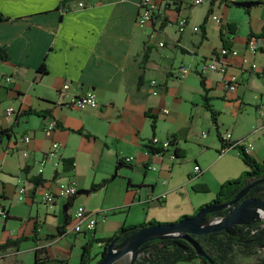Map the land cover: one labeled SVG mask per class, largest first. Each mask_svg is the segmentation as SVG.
<instances>
[{
	"label": "crops",
	"instance_id": "obj_1",
	"mask_svg": "<svg viewBox=\"0 0 264 264\" xmlns=\"http://www.w3.org/2000/svg\"><path fill=\"white\" fill-rule=\"evenodd\" d=\"M75 1L0 0V14L5 17L0 21V45L6 46L9 53L8 60H0V132L7 130L0 136V206L8 215L0 218H4V229L10 223L18 225L4 230L0 243L32 235L35 226L38 237L35 241L22 242L24 249L20 245L2 252L0 264H26L20 256L27 251L34 254L35 264L38 249L45 251L41 257L47 255L40 264L79 263L88 240L111 236L130 223L124 212L138 202L136 188H141L142 200L150 194L160 197V200L139 203L167 206L180 199L178 187L173 183V166L178 159L172 160L169 156L173 148L168 153L151 154L146 147L149 140L153 137L165 140L175 135L177 146L186 155L189 143H199L204 150L217 148L219 156L223 145L218 137V132L223 135L220 129L231 131L233 139L250 136L252 131L242 119L244 111L250 114L251 101L258 97L260 102L256 106L264 104V38L263 47L257 53L250 52L246 46L251 32L259 35L264 31V0H216L214 5L212 0L199 3L197 0H155L154 18L144 27L137 24L139 0H86L84 7L76 6ZM243 1L257 2L249 7L235 5L239 10L249 8L245 35L224 28V38L239 51L238 55L229 56L227 75L239 77L237 89L231 90L225 82L227 75L211 70L201 75L200 68L223 47L222 26L237 23L230 13L232 3ZM70 3L74 6H69ZM211 6L213 12L204 38L200 24ZM217 13H224L225 17ZM180 18L188 21L182 32L178 26ZM152 33H156L155 38H151ZM161 41L164 45H160ZM251 62H256L258 69L247 68L243 72L242 67ZM43 63L46 74L38 72ZM181 66L191 68V72L182 76ZM152 80H157V86L151 84ZM66 83L70 84L68 89L64 88ZM89 90L97 94V107L82 109L71 104L73 96ZM205 96L217 110L229 106L237 108L239 113L232 121H226L219 112L214 122L206 108ZM214 101L221 102L220 107ZM9 107L15 109L10 115L5 114ZM165 108L169 113H163ZM29 110L44 112L45 116L27 113ZM149 115L157 117L154 130ZM52 120L58 125L48 129ZM213 126L217 136L214 131L203 138V130L208 128L212 132ZM26 135L31 136L29 142L24 141ZM53 141L61 144L62 163L56 168L55 158H50L44 171L39 173L38 158L40 154L44 156ZM231 150L238 155L234 156L237 163L229 167L233 171L227 170L217 179L221 185L248 169L238 150L227 151ZM249 153L259 161L264 160V156L258 158ZM125 156H134V159L126 163L122 161ZM219 157L204 161V165L200 164V157L195 159V166L200 165L202 173L196 175L194 166L187 175L188 180L205 176L220 161ZM64 159L74 163L71 169L65 167ZM149 165L156 169H150ZM115 171L118 175L97 189L101 197L92 201L91 186L109 179ZM37 178L41 180L38 185ZM68 180L76 181L77 195L71 199L61 197L46 207L42 202L43 193L47 189L58 191L59 183ZM22 182L27 186L23 202L17 199V187ZM139 184L144 188L137 187ZM195 185L196 191H204L205 183ZM163 194L165 197L161 198ZM210 201L211 198L192 201V209L173 211L171 219L155 215L153 209L158 207H153L149 209L147 221L176 222L184 215L196 214ZM76 203L92 211H110L106 216H98L97 226L91 233H77L72 230L74 212H71ZM67 212L72 218L71 224L59 233ZM75 257H78L77 263H73ZM130 260L124 257L115 264H129Z\"/></svg>",
	"mask_w": 264,
	"mask_h": 264
},
{
	"label": "trees",
	"instance_id": "obj_2",
	"mask_svg": "<svg viewBox=\"0 0 264 264\" xmlns=\"http://www.w3.org/2000/svg\"><path fill=\"white\" fill-rule=\"evenodd\" d=\"M216 0H212L211 4L214 5ZM213 8L212 6L208 10L203 23H202V34L203 37H207L206 33V24L208 21L209 16L212 14ZM5 19V17L0 14V21ZM228 28L231 33H235L237 30V27L235 23H228L226 26H222L221 28V37L223 40V47L225 48H231L230 41L228 39L224 38V28ZM250 37H263L264 38V31L262 34H255L250 33L248 35V38ZM9 59V53L8 48L6 46L0 45V60H8ZM38 72L42 74L47 73V68L45 63H43L39 69ZM202 75V74H201ZM202 85L204 86V79H202ZM205 105L206 108L211 112L212 119L214 122H216L218 111L213 108L211 105L209 99L205 96ZM47 112V111H46ZM27 113H34L38 115L45 116L43 114L44 112H37L35 110H29ZM151 117V123L153 130L156 128V119L157 117L155 115H149ZM58 125V122H57ZM60 126V125H59ZM72 131L83 133L82 130H74ZM7 130L1 131L0 136L3 133H6ZM90 135V134H87ZM218 137L223 140L222 134L218 132ZM171 140V147L173 148L174 154L177 159L184 158L186 156V153L184 149L179 148L177 146V138L175 135H172L169 137ZM224 143V142H223ZM228 146H231L232 148H235L239 152V156L242 158V160L245 162V164L248 166V169L245 170L239 177H236L234 179H228L221 185L220 189L216 193V196L212 201L209 203H206L200 207V209L204 208L205 206L212 205V204H223L226 202H229L233 200L237 194L247 187L250 183L253 181L264 178V160L259 161L254 156H252L250 153L245 151V148L241 145H234L232 142L227 143ZM146 147L151 154L161 153L164 151H168L166 149L160 148L158 146H154L151 143V140H149L146 143ZM64 165L67 169H71V167L74 165L72 161L69 159L63 160ZM70 162V163H69ZM70 164V166H69ZM118 175L117 171L109 178L105 179L101 183H95L91 186V191H94L100 187H103L106 185L110 180L114 179ZM33 179H35L33 177ZM35 183L38 185L41 183V180L37 178L35 180ZM143 185H137V187H142ZM208 187L204 185V191H206ZM251 198H258L264 200V182L261 184L256 185L252 189H250L239 201L241 203L242 201L246 199ZM1 207V206H0ZM231 210V207H227L221 210H218L216 212L210 213L207 215V218H216V217H223L224 215L228 214ZM6 211V210H5ZM195 215V214H193ZM193 215H184L186 216H193ZM6 217H8L6 213ZM71 216L66 213L65 216V222L63 226H59V233H63L66 230V227L71 224ZM164 223L161 221H158L156 219H152L149 221H146L141 224L137 225H123L117 232H115L111 236L107 237H94L87 241L86 244L83 246V250L81 253V258L79 263L77 264H94L92 263V255H91V249L95 243H99L101 247L103 248L100 252V258L101 256L105 255L107 252V246L112 242L115 238L118 237L117 243H120L122 240L127 238L129 235L134 233L138 228L145 227L148 225L153 224H160ZM85 233V232H84ZM198 242L201 243L205 251L213 258L214 262L210 263L205 257H201L198 255L195 247L191 245L187 240L183 238H176V237H166V238H159L152 241H148L143 245V249L140 252L139 260L136 264H176L180 261H193L194 259H200L202 264H237L233 260V256L236 253V251H239L245 255L251 256L257 253L256 249L258 247H264V220L253 222L250 225H233L227 229H224L222 231L217 232H211L208 234H194L193 235ZM37 226H35L34 233L32 235H23L18 238H9L6 241L0 243V255L2 252L6 251L10 247H19L22 242L27 240H37ZM252 240V241H248ZM177 241H181L183 244L187 245V248L183 247V245L177 244ZM248 241V242H247ZM43 249H38L36 251L35 255V264H40L45 259H47V255L44 257H41V254L45 253V251H42ZM255 264H264V256L260 258Z\"/></svg>",
	"mask_w": 264,
	"mask_h": 264
},
{
	"label": "built area",
	"instance_id": "obj_3",
	"mask_svg": "<svg viewBox=\"0 0 264 264\" xmlns=\"http://www.w3.org/2000/svg\"><path fill=\"white\" fill-rule=\"evenodd\" d=\"M197 3L201 2V0H197ZM76 6L78 7H84L86 6L87 2L86 0H76L75 1ZM69 6H74L70 5ZM157 10V4L155 0H139V13L137 17V24L140 27H144L147 25L149 22H151L154 18L155 12ZM187 19L186 18H180L178 20V26H179V31L182 32L185 27L187 26ZM195 30H199L198 26L194 27ZM156 33L151 34V38H155ZM160 45H164V42L161 41L159 42ZM247 49L252 52V53H257L260 51V49L263 47V37H250L248 38L247 41ZM239 54V51L234 48H225L222 47L219 51L214 52L211 58L205 60L200 68V73L203 74L208 70L218 72L220 74H223L226 76L228 74V70L230 67V61H229V56H236ZM249 68L250 70H257L258 65L256 62H251L250 65L243 66L242 71L245 72V70ZM180 72L182 76H186L191 72V68L187 66H181L180 67ZM8 81L11 80V77L6 78ZM226 84L227 87L231 90H236L238 87L239 83V77L236 74H230L227 75L226 77ZM151 84L153 86H157V80H152ZM70 87V84L66 83L64 85L65 89H68ZM157 93V91H155ZM71 104L78 107V108H88V107H97L99 105L98 102V97L95 91L89 90L83 95H78V96H73L71 98ZM169 109L165 108L163 110L164 114L169 113ZM15 112V109L13 107H9L6 109L5 114H12ZM260 115L262 118H264V108L259 109ZM57 125V122L52 120L49 122L47 125L48 129H53ZM264 127V122L262 125L254 127L252 130V133H258L262 128ZM251 133V134H252ZM264 136V130L262 132ZM207 132H204L202 137L206 138L207 137ZM223 145L221 149L219 150L220 154L225 153L229 148H232L231 146H228L227 143L232 142L234 145H241L245 148L246 152H250L251 150L254 149V144L253 142L249 141L248 138L249 136H244L239 139H233V134L231 131H226L223 135ZM31 140L30 135L24 136V141L29 142ZM151 143L154 146H158L160 148L168 150L169 152L172 147H171V140L170 138L165 139V140H160L157 137H153L151 140ZM61 148V144L58 141H53L52 146L48 149V151L44 154L42 158L39 159L38 164H39V173H42L44 171V168L50 158H55V167L58 168L61 163H62V158L59 153V150ZM166 151L161 152V153H156V154H164ZM25 154L28 155L27 152ZM169 156L171 157L172 160H176V156L173 152L169 153ZM134 156H125L122 158V161L129 163L133 161ZM150 169H156L155 166L149 165L148 166ZM195 173L196 175H200L202 173V168L200 165L195 166ZM79 192L78 186L75 180H68L65 182L59 183L58 186V191H53L47 189L43 193V199L42 202L46 205H52L58 201L59 198L64 197L67 199H71L74 196L77 195ZM135 195L138 197V202H143V201H153L155 199H159L160 197H155L153 194L148 195L145 197L143 200L141 198V188H136L135 190ZM27 196V186L26 183L22 182L21 184L18 185L17 187V199L20 201H25ZM165 194L161 196V198H164ZM109 209H100L97 211H91L88 210L87 207L84 204L78 205L77 209L73 213V222H72V230L77 232V233H87V232H92L98 223V216H106L109 213ZM0 215L4 216L6 215V211L3 207H0Z\"/></svg>",
	"mask_w": 264,
	"mask_h": 264
},
{
	"label": "rangeland",
	"instance_id": "obj_4",
	"mask_svg": "<svg viewBox=\"0 0 264 264\" xmlns=\"http://www.w3.org/2000/svg\"><path fill=\"white\" fill-rule=\"evenodd\" d=\"M232 9L230 11L231 15L237 20V23H235L236 27H237V32L244 36L245 35V31H247L246 29H248V25L245 22V18L246 17V12H249V8H245L244 9H236L237 7H235V4L232 3ZM227 10V13H229V10ZM220 15L222 18L225 17V14H218ZM209 20V18H208ZM214 19L210 18V21H212ZM203 20L201 22V26H202ZM207 72V71H206ZM261 83H263V81H261ZM253 97V94L251 95ZM215 102H218V107H220L221 102L219 101H214L213 104ZM260 102L259 97L257 99H254L251 101L252 105H253V111L250 112V114L245 112V115L242 117V119L247 123V127L250 128V131L253 130L254 127L260 126L262 125V117L260 115L259 109L260 108H264V104L259 105L258 107L256 106L258 103ZM213 106V105H212ZM214 108V107H213ZM216 109V108H214ZM258 109V110H257ZM217 110V109H216ZM218 113L220 112L219 115H221L224 120L226 121H232L233 117L235 115H237L239 113V110L237 108H231L229 106H226L225 108H218ZM258 111V113H257ZM261 119V121H260ZM212 128V127H211ZM213 126V130H211L212 132H208V128H205L203 131L207 132V134H214L217 132L216 128ZM199 133H202V128H199ZM222 131V133L224 134L226 131L225 129L222 127L220 129ZM264 130V127L262 128V130H260V132L258 133H252L248 140L253 142L254 144V148L255 150H251V152L256 155L258 158H262L264 156V136L262 134ZM202 131V132H201ZM217 136V133H216ZM218 139V137H217ZM53 143V142H52ZM201 144L197 143H189L186 147V152L187 155L185 156V158L182 159H178L176 161V163L174 162V166L173 168H175V170H173V183L175 182L178 189V197L180 199H177V201L175 203H173L172 205H159V204H149V203H139V202H135V205L131 206L130 208H126V211L124 212V214H126L128 216V221H130L129 224H125L126 226L129 225H137V224H141L147 221V215L149 212L150 208L153 207H158V208H154L153 209V213L155 215H158L161 217H165V219H171L170 217H172V213L173 211L176 212V210H181L182 208H189L192 209L190 206L192 203H194L195 201H197V199L199 198H207V199H214L216 196V193L218 192V190L220 189V182L217 181V179L219 177H221V175H223V172H226L227 170H229V173L231 171H233V169H229L230 166H234L237 161L236 158L234 156H236V151L235 150H231V151H227L223 154L219 153V157L218 156V152H217V148H209V149H202ZM52 146V144H51ZM168 153V152H166ZM238 156V155H237ZM42 157V154H40L39 158L40 159ZM199 157L201 158L200 164L204 165V161L206 160H211L213 157L214 158H220V161L205 175V176H200L199 178H195L191 181L188 180L187 175L189 174L190 171L193 170L194 166H195V159H199ZM238 160V159H237ZM262 161V160H261ZM238 162L243 165L242 160H238ZM244 166V165H243ZM228 175V174H227ZM233 175V174H232ZM235 176H231V178L229 179H234L237 176L236 174H234ZM240 175V174H238ZM229 177V176H227ZM228 180V179H227ZM198 182L201 183H205V185L208 186L206 191L203 192H198V190L196 191L194 188H196V185ZM186 184L188 185V188L186 187ZM140 185V184H139ZM101 188V187H100ZM144 188V186H143ZM99 189V188H98ZM41 193H39L40 195ZM176 195V194H175ZM90 196L92 197V201H95L96 198H100L101 194L97 191L94 190L90 193ZM177 196V195H176ZM194 201V202H192ZM23 202V201H21ZM44 204V203H43ZM46 207L47 205L44 204ZM42 205V206H44ZM78 205L80 204H74V206L71 207V212H75V210L77 209ZM44 206V208H45ZM52 206V205H51ZM164 206V207H163ZM163 207V208H162ZM52 208V207H51ZM92 211V210H91ZM128 211V212H127ZM4 218H0V241L2 239V237L4 236V230L7 229H12L11 227H17L18 225L16 224H8V226L4 229V224H3ZM160 221V220H159ZM161 222H166V221H161ZM171 222V221H168ZM91 233V232H89ZM100 244L99 243H95L91 249V255L93 257L92 259V263H96L99 259H100V251L103 249L102 247H98ZM21 248L24 249L25 245H21ZM257 253L251 256L245 255L239 251H236V253L233 256V260L235 263L237 264H255L260 258H262L264 256V247H258L256 249ZM76 253H78V250H76ZM22 259H24L26 264H33L34 263V254L30 251H27L26 253H23L20 256ZM123 260V259H121ZM78 262V257H75V259L73 260V263H77ZM176 264H202L200 259H194L193 261H180L177 262Z\"/></svg>",
	"mask_w": 264,
	"mask_h": 264
},
{
	"label": "water",
	"instance_id": "obj_5",
	"mask_svg": "<svg viewBox=\"0 0 264 264\" xmlns=\"http://www.w3.org/2000/svg\"><path fill=\"white\" fill-rule=\"evenodd\" d=\"M253 3L257 2H234L236 6L240 7H249ZM263 182L264 178L257 179L242 189L233 200L223 204L215 203L205 206L193 216L182 217L176 222H164L138 228L120 243L116 242L118 240L117 237L107 246L106 254L101 256L94 264H115L124 257H130L131 260L129 264H136L145 243L166 237H176L187 240L195 247L198 255L205 257L210 263H213V258L205 251L201 243L198 242L193 235L200 233L208 234L222 231L233 225H250L253 222L264 220L263 199L251 198L239 203L250 189ZM227 207H231V210L223 217L207 218L208 214ZM177 244L187 248V245L183 244L181 241H177Z\"/></svg>",
	"mask_w": 264,
	"mask_h": 264
}]
</instances>
